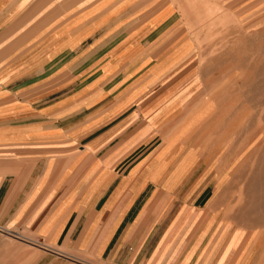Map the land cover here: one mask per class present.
Segmentation results:
<instances>
[{
    "label": "crops",
    "instance_id": "obj_1",
    "mask_svg": "<svg viewBox=\"0 0 264 264\" xmlns=\"http://www.w3.org/2000/svg\"><path fill=\"white\" fill-rule=\"evenodd\" d=\"M179 1L0 0V264L207 263V201L171 217L149 162L194 49Z\"/></svg>",
    "mask_w": 264,
    "mask_h": 264
},
{
    "label": "rangeland",
    "instance_id": "obj_2",
    "mask_svg": "<svg viewBox=\"0 0 264 264\" xmlns=\"http://www.w3.org/2000/svg\"><path fill=\"white\" fill-rule=\"evenodd\" d=\"M179 2L194 49L170 75L183 81L171 101L185 97L153 144V181L168 188L156 199L171 217L207 201L203 263L264 264V0Z\"/></svg>",
    "mask_w": 264,
    "mask_h": 264
},
{
    "label": "bare ground",
    "instance_id": "obj_3",
    "mask_svg": "<svg viewBox=\"0 0 264 264\" xmlns=\"http://www.w3.org/2000/svg\"><path fill=\"white\" fill-rule=\"evenodd\" d=\"M213 89H214V88H213ZM213 89H212V90H213ZM229 92H230V91H229ZM222 94H223V93H222ZM216 99H217V98H216ZM219 101H220V99H219ZM214 103H215V102H214ZM204 108H205V107H204ZM201 136L203 137V136H204V134L202 133V134H201Z\"/></svg>",
    "mask_w": 264,
    "mask_h": 264
}]
</instances>
